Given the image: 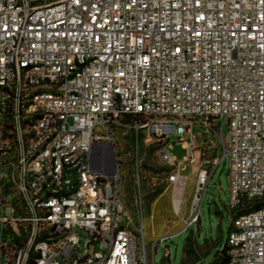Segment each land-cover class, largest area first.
Segmentation results:
<instances>
[{"label":"built area","instance_id":"built-area-1","mask_svg":"<svg viewBox=\"0 0 264 264\" xmlns=\"http://www.w3.org/2000/svg\"><path fill=\"white\" fill-rule=\"evenodd\" d=\"M119 128L176 168V213L171 135L197 162L186 228L227 158L228 264H264V0H0V264H151Z\"/></svg>","mask_w":264,"mask_h":264},{"label":"rangeland","instance_id":"rangeland-1","mask_svg":"<svg viewBox=\"0 0 264 264\" xmlns=\"http://www.w3.org/2000/svg\"><path fill=\"white\" fill-rule=\"evenodd\" d=\"M193 133L196 136L197 146L202 150L201 160L208 158L210 153L207 147L202 145L204 140L208 143L213 142L214 151L210 153L211 156L214 154L218 159H222L219 139L215 138L212 132L205 134L203 128L195 124ZM223 134L227 136V126H224ZM116 138L122 158L123 192L132 214L136 215V202L139 199L142 201L143 213L139 221L144 229L150 263L215 264L228 241L232 222L237 214L228 207L230 188L228 159H223L209 181L199 220L193 226L186 228L196 188L198 164L196 162L190 165L185 161L187 151L183 148L184 143L178 136L171 135L169 141L173 146L170 150L171 156L177 163L182 164V175L188 178L184 192L183 189L179 192L183 195V203L180 211L176 213L172 205L173 186L169 181L176 168L160 162L156 145L141 144L136 150L132 130L119 128L116 130ZM181 140L187 141L189 137H182ZM136 159L140 165L139 177L134 170ZM165 238L167 240L161 242ZM189 238L190 242H187ZM185 247L186 253H184ZM167 252L169 255L166 256Z\"/></svg>","mask_w":264,"mask_h":264},{"label":"trees","instance_id":"trees-1","mask_svg":"<svg viewBox=\"0 0 264 264\" xmlns=\"http://www.w3.org/2000/svg\"><path fill=\"white\" fill-rule=\"evenodd\" d=\"M213 156H214V154H213ZM248 210H249L248 208H245V209H243V210L237 212L236 217H237L239 214H241V213H245V212H247ZM236 217H235V219H236ZM235 219H234V220H235ZM233 222H234V221H233ZM233 222H232V228H233ZM231 231H232V230H231ZM187 242H190V238L187 240ZM186 252H187V249H186V247H185V249H184V253H186ZM193 252H194V251H192V253H193ZM183 261H184V258H183V260H182V263H183ZM163 264H164V263H163ZM215 264H228L227 243H226V245L223 247L221 255L217 257V259H216V261H215Z\"/></svg>","mask_w":264,"mask_h":264},{"label":"bare ground","instance_id":"bare-ground-1","mask_svg":"<svg viewBox=\"0 0 264 264\" xmlns=\"http://www.w3.org/2000/svg\"><path fill=\"white\" fill-rule=\"evenodd\" d=\"M188 180V178H186ZM182 189H179V192L181 191Z\"/></svg>","mask_w":264,"mask_h":264}]
</instances>
